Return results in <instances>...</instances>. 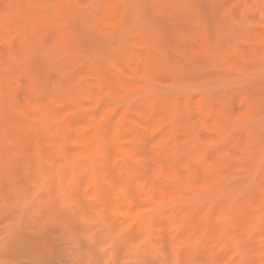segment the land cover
I'll return each mask as SVG.
<instances>
[{
    "label": "rangeland",
    "instance_id": "1",
    "mask_svg": "<svg viewBox=\"0 0 264 264\" xmlns=\"http://www.w3.org/2000/svg\"><path fill=\"white\" fill-rule=\"evenodd\" d=\"M0 264H264V0H0Z\"/></svg>",
    "mask_w": 264,
    "mask_h": 264
}]
</instances>
